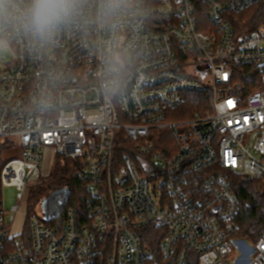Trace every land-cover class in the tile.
<instances>
[{
    "label": "built area",
    "instance_id": "1",
    "mask_svg": "<svg viewBox=\"0 0 264 264\" xmlns=\"http://www.w3.org/2000/svg\"><path fill=\"white\" fill-rule=\"evenodd\" d=\"M255 7L262 21H246ZM113 51L124 86L107 94L98 73ZM8 53L0 264H99L107 246L108 264H264V233L247 245L251 260L235 237L234 187L264 180V0H137L109 24L89 8L54 45L19 40ZM192 93L209 98L176 120ZM49 153L52 166L70 163L85 198L69 207L72 188L58 189L53 217L40 220L27 205ZM6 186L25 203L21 225L19 206L4 210Z\"/></svg>",
    "mask_w": 264,
    "mask_h": 264
},
{
    "label": "clouds",
    "instance_id": "2",
    "mask_svg": "<svg viewBox=\"0 0 264 264\" xmlns=\"http://www.w3.org/2000/svg\"><path fill=\"white\" fill-rule=\"evenodd\" d=\"M137 6V0H0V53L10 51L14 42L27 41L30 48L55 44L59 34L84 17L89 8L101 23L114 22ZM98 73L100 87L115 94L124 86V61L113 51L102 54ZM48 101L42 99L41 106Z\"/></svg>",
    "mask_w": 264,
    "mask_h": 264
},
{
    "label": "trees",
    "instance_id": "3",
    "mask_svg": "<svg viewBox=\"0 0 264 264\" xmlns=\"http://www.w3.org/2000/svg\"><path fill=\"white\" fill-rule=\"evenodd\" d=\"M262 7H255L254 9L243 12L242 16L248 22L262 21V15L260 14ZM208 100L209 95L192 93L190 100L186 106L179 109L185 110L187 114H183L176 118V120H186L191 114L200 112L204 99ZM161 148V147H160ZM61 160H56L55 167L47 175L46 178H41L40 181L34 185L39 186V191L31 189L30 199L27 205L28 215L33 213L31 204L36 200H40L45 196L48 190H58L63 187H70L73 190V197L69 199V207H74L77 201H81L85 198L81 197V189L83 183L78 179H73V169L70 163L67 161L65 165L59 166ZM234 187L238 194L240 201V210L237 217V233L236 238L245 240L250 243H256L264 233V184H255L251 179L235 177ZM68 206V204H67ZM29 227H27L28 231ZM111 251L110 246L104 248L100 255L99 264H108L107 258Z\"/></svg>",
    "mask_w": 264,
    "mask_h": 264
},
{
    "label": "rangeland",
    "instance_id": "4",
    "mask_svg": "<svg viewBox=\"0 0 264 264\" xmlns=\"http://www.w3.org/2000/svg\"><path fill=\"white\" fill-rule=\"evenodd\" d=\"M3 57H9L10 54L8 52H5V53H0ZM0 63H1V60H0ZM21 157V153H19V151H11L9 152V155H8V159H18ZM52 157V153H49L48 154V158L46 160V162L44 163V167H43V171L46 173L44 175L43 178H46L47 175L51 172V170L55 167V165L53 164V166L51 165V162H50V159ZM58 160H61L59 166H63L65 165V163L67 162L66 160H63L62 158L61 159H58ZM52 167V168H51ZM255 184H264V180L263 179H260V180H252ZM34 191H39L41 188L39 186H33L32 188ZM56 191V190H48V192L45 193V196L40 199V200H36L34 201V203L31 204V208L33 209V213L31 214L32 216H37L40 220H44L45 218H52L53 217V210H54V203L48 199L52 197V193ZM18 191L16 188L14 187H9V186H6L4 189H3V192H2V196H3V201H4V210H6L9 214V212H11V207L13 206H19L21 211L20 213L18 214L17 218H18V224H20L19 222V219L20 218H23V215H24V208H25V203H19V200H18V195H17ZM44 201H48L47 202V205L44 204ZM9 217V215L7 216ZM248 243V242H247ZM247 245H248V248L249 246L252 248L254 246L253 243H248L246 244V246L243 244L242 246V253H243V256L245 257V260H249L250 259V253H251V249H250V252L247 248ZM249 252V253H248ZM238 255L237 252H235L233 255H232V258H235V256ZM251 260V259H250Z\"/></svg>",
    "mask_w": 264,
    "mask_h": 264
},
{
    "label": "snow or ice",
    "instance_id": "5",
    "mask_svg": "<svg viewBox=\"0 0 264 264\" xmlns=\"http://www.w3.org/2000/svg\"><path fill=\"white\" fill-rule=\"evenodd\" d=\"M225 78H227V77H225ZM228 104H229V106H232V101H228ZM233 163H234V161H233Z\"/></svg>",
    "mask_w": 264,
    "mask_h": 264
},
{
    "label": "water",
    "instance_id": "6",
    "mask_svg": "<svg viewBox=\"0 0 264 264\" xmlns=\"http://www.w3.org/2000/svg\"><path fill=\"white\" fill-rule=\"evenodd\" d=\"M54 194H56V193H54Z\"/></svg>",
    "mask_w": 264,
    "mask_h": 264
}]
</instances>
